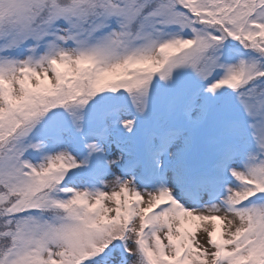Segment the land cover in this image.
Listing matches in <instances>:
<instances>
[{
    "label": "snow or ice",
    "instance_id": "snow-or-ice-1",
    "mask_svg": "<svg viewBox=\"0 0 264 264\" xmlns=\"http://www.w3.org/2000/svg\"><path fill=\"white\" fill-rule=\"evenodd\" d=\"M0 264H264V0H0Z\"/></svg>",
    "mask_w": 264,
    "mask_h": 264
}]
</instances>
